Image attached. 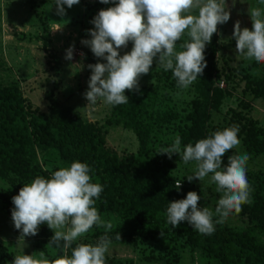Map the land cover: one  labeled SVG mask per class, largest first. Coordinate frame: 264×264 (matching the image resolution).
<instances>
[{
  "label": "trees",
  "instance_id": "16d2710c",
  "mask_svg": "<svg viewBox=\"0 0 264 264\" xmlns=\"http://www.w3.org/2000/svg\"><path fill=\"white\" fill-rule=\"evenodd\" d=\"M22 2L34 17L40 33L34 38L40 42L54 78L46 83L50 85L44 97L46 112L24 96L18 82L4 83L0 79V180L6 184L0 188V205L11 222L12 197L22 186L36 177L50 179L56 170L78 161L90 167L91 182L103 186L94 205L99 214L110 215L120 222L107 231L111 245L130 247L148 264H179L184 250L197 252L214 264H264V245L258 240V235L264 237L262 172L246 170L252 203L242 205L239 214L231 213L223 223H215L220 217L214 214L213 234H200L186 221L176 228L167 222L169 203L184 199L190 191L200 195L198 207H207L213 213L222 196L210 181L202 183L194 179L189 183L186 177L176 174L179 167L194 165L195 171L197 168L195 162H183L184 146L194 145L216 131L238 126L243 151L251 158L264 156V128L249 115L250 102L264 101V62L254 60L234 68L223 57L224 46L218 44V37L213 34L204 53L207 67L188 88L178 87L171 70H160L156 72L153 90L142 87L139 92L126 90L128 104L109 105L103 122L92 123L83 120L73 108L62 106L55 97L62 59L50 49L49 23L43 11V5L54 4L55 0ZM88 29L82 31L85 39L91 38ZM87 58L84 57V62L88 64L96 62ZM241 85L242 98L236 100V107L222 113L224 102ZM182 90L190 97L175 104L171 92ZM244 96L249 100H244ZM106 127H121L131 132L137 142L135 155H118L110 149ZM176 135L181 138V153L169 159L160 154V149L170 147ZM234 154L229 150L222 157V166L226 167L227 158ZM47 166L52 169L46 170ZM177 182L182 184L179 189ZM14 231L18 230L14 228ZM118 234L121 240L116 239ZM53 235V230L41 224L36 236L25 238L36 250L45 251L43 246L48 245ZM103 235L105 230L94 225L82 239L72 243L67 254L71 256L78 244L95 245ZM60 243V248L55 244L49 247L63 255V242ZM14 258L0 244V264H11ZM127 262L131 264L106 254V264Z\"/></svg>",
  "mask_w": 264,
  "mask_h": 264
},
{
  "label": "clouds",
  "instance_id": "9594fccd",
  "mask_svg": "<svg viewBox=\"0 0 264 264\" xmlns=\"http://www.w3.org/2000/svg\"><path fill=\"white\" fill-rule=\"evenodd\" d=\"M80 0H55V14L66 15L65 6L72 8ZM101 4L115 6L100 10L90 21L93 28L87 30L90 39L81 40L93 55L104 63L87 65L91 71L86 92L85 109L94 111L98 100L109 105L128 104L125 91L139 92V79L149 73L156 58L157 68L171 70L178 87L188 88L207 67L206 45L213 34L221 35L217 26L227 23L230 10L226 0H99ZM196 13V14H194ZM252 29L241 28L240 21L233 25L231 39L235 40L236 53L246 60L264 62V14L260 8L248 10ZM187 33L189 42L176 51V42ZM133 43L130 52L120 55L128 42ZM74 45L66 49L65 60L73 59ZM220 54V53H219ZM43 55V54H42ZM84 58V53H80ZM81 66L79 63L77 64ZM238 126L212 133L208 138L184 146V163L195 162L194 175L186 177L190 183L194 179L204 180L210 173V183L222 193L215 213L207 207H198L200 195L188 192L182 200L170 202L167 208V222L176 228L187 222L203 235L215 231L214 214L223 223L231 213L239 214L242 205L251 204V187L246 177L249 156L234 154L227 158V166L222 157L239 146ZM181 153V138L176 135L170 147L161 148L160 154L169 159ZM90 167L86 163L72 162L69 167L56 170L50 179L36 177L30 184L22 186L12 197L11 210L13 226L20 232V238L36 236L41 224L53 230L54 235L47 246L55 244L64 254L55 259L45 258L43 251L34 255H17L11 264H106V253L111 245L107 231L112 224L101 218L95 202L103 191L99 183H92ZM181 182H177L179 189ZM94 225L105 228L95 245L78 244L67 249L77 238L87 233ZM116 239L121 240L120 234ZM6 243V241H5Z\"/></svg>",
  "mask_w": 264,
  "mask_h": 264
},
{
  "label": "rangeland",
  "instance_id": "374dc122",
  "mask_svg": "<svg viewBox=\"0 0 264 264\" xmlns=\"http://www.w3.org/2000/svg\"><path fill=\"white\" fill-rule=\"evenodd\" d=\"M226 4L230 10V19L223 25H218V32L221 34L218 37V44L224 46L223 57L230 60L231 66L238 68L239 65H245L254 60H246L239 56L235 50V40L231 39L234 23L239 20L241 28L252 29L251 18L248 10L252 8H260L264 14V0H226ZM115 6L113 3L101 4L99 0H81L78 5L72 8L65 6L66 15L60 17L55 14V5H43V11L46 14L49 23V31L51 38V50L62 59V65L59 77L58 90L55 92L56 99L62 106L73 108L78 115L88 122L102 123L108 115L109 104L105 103L103 99L98 100L94 111H89L84 107L87 101L84 99L83 94L87 90L88 80L91 71L87 68L88 63L84 62L81 56L76 57L73 55L71 61L65 60V51L70 45L78 46L84 53V57L95 59V63H104L105 61L96 58L91 50L81 44L82 31L84 28H93L90 21L102 9ZM196 14V13H194ZM39 29L35 24L34 17L23 5L22 0H0V79L6 82L16 81L19 83L21 91L33 105L38 107L41 111L46 112L47 102L45 100V92L50 89V85L46 83L53 80L54 74L49 71L47 59L41 49V44L35 41L36 36H39ZM30 36V40L27 38ZM27 37V38H26ZM187 33L176 42V51H183L180 46L189 42ZM133 43L128 42L126 48L120 50V55H124L131 51ZM43 54V55H42ZM87 58V59H88ZM80 64L81 66L77 65ZM93 63V64H95ZM240 65V66H241ZM164 70L157 68L156 58H154L150 71L146 75H142L139 79V88L148 91L153 90L155 85L156 72ZM242 85L235 89L232 98L223 104V112L227 108H235L241 97ZM171 96L175 104L188 99L186 90L171 92ZM248 101L247 96L243 97ZM251 110L249 115L257 122V124L264 128V101L258 100L250 102ZM106 142L110 149L115 151L118 155L124 153L135 155L137 150V142L135 137L128 130L121 127L107 128ZM236 154H244L241 144L235 149H232ZM53 165H56L55 163ZM50 171L52 167H45ZM246 170L259 171L264 173V156L251 158L249 157L246 165ZM176 174L179 177H187L194 175V165H187L176 169ZM197 181V180H196ZM210 177H205L204 180L198 182H209ZM6 184L0 180V188L5 187ZM101 218L112 224V229L119 225V220L110 215H102ZM236 225L239 223L235 222ZM97 228L105 230L104 227ZM85 234L79 238L78 241L84 237ZM258 240L264 245V237L258 235ZM6 241V243H5ZM0 244L6 246L14 256L17 255H34L39 258L38 251L34 245L25 237L20 238V232L14 231L13 224L7 215L3 212L0 205ZM45 258L55 259L58 255L55 250L46 245ZM110 257L121 259L123 261H130L131 264H148L142 259V255L134 253L128 246L123 245H110L106 253ZM181 260L179 264H214L202 258L199 253L191 254L188 250H184L180 254ZM128 264V262L126 263ZM156 264V263H151Z\"/></svg>",
  "mask_w": 264,
  "mask_h": 264
},
{
  "label": "built area",
  "instance_id": "2783aa9c",
  "mask_svg": "<svg viewBox=\"0 0 264 264\" xmlns=\"http://www.w3.org/2000/svg\"><path fill=\"white\" fill-rule=\"evenodd\" d=\"M69 47H67L68 49ZM80 48L78 46H74V52H73V55H75L76 57L80 56ZM66 53V51H65ZM220 87H222V85H220ZM177 184V183H176Z\"/></svg>",
  "mask_w": 264,
  "mask_h": 264
}]
</instances>
